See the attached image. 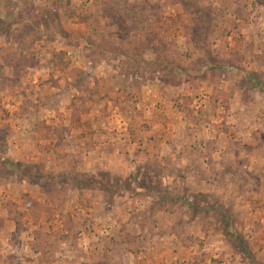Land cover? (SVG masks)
<instances>
[{
    "label": "rangeland",
    "instance_id": "1",
    "mask_svg": "<svg viewBox=\"0 0 264 264\" xmlns=\"http://www.w3.org/2000/svg\"><path fill=\"white\" fill-rule=\"evenodd\" d=\"M0 264H264V0H0Z\"/></svg>",
    "mask_w": 264,
    "mask_h": 264
}]
</instances>
